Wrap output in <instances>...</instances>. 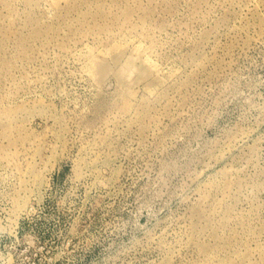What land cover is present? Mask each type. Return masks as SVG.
I'll list each match as a JSON object with an SVG mask.
<instances>
[{"label":"rangeland","instance_id":"374dc122","mask_svg":"<svg viewBox=\"0 0 264 264\" xmlns=\"http://www.w3.org/2000/svg\"><path fill=\"white\" fill-rule=\"evenodd\" d=\"M0 264H264V0H0Z\"/></svg>","mask_w":264,"mask_h":264},{"label":"bare ground","instance_id":"6f19581e","mask_svg":"<svg viewBox=\"0 0 264 264\" xmlns=\"http://www.w3.org/2000/svg\"><path fill=\"white\" fill-rule=\"evenodd\" d=\"M103 67H104V62L102 60H100L99 58L96 59L95 63H94V68H95L94 77L95 78H97L99 76V73ZM136 71L140 77H144L143 75L146 74V68H144L142 66L136 68Z\"/></svg>","mask_w":264,"mask_h":264}]
</instances>
